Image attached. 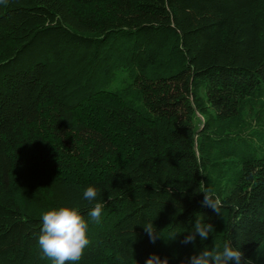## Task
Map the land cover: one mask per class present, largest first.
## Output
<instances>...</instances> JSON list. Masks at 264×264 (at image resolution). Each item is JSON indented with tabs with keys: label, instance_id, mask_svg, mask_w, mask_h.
Returning <instances> with one entry per match:
<instances>
[{
	"label": "trees",
	"instance_id": "1",
	"mask_svg": "<svg viewBox=\"0 0 264 264\" xmlns=\"http://www.w3.org/2000/svg\"><path fill=\"white\" fill-rule=\"evenodd\" d=\"M64 205L89 220L75 264H182L225 240L264 264V0L0 4V264H52L41 214ZM197 219L215 230L186 245Z\"/></svg>",
	"mask_w": 264,
	"mask_h": 264
},
{
	"label": "clouds",
	"instance_id": "2",
	"mask_svg": "<svg viewBox=\"0 0 264 264\" xmlns=\"http://www.w3.org/2000/svg\"><path fill=\"white\" fill-rule=\"evenodd\" d=\"M8 0H0V4L7 5ZM197 191V190H196ZM204 198L202 206L211 208L217 215H222V203L219 196L212 189H201ZM100 192L96 186H88L83 192V199L88 201L90 208L88 217L91 221L99 222L101 213L105 207L104 202L98 199ZM111 198V197H109ZM42 227L38 237V245L43 254L52 261V264H75L82 259L85 249L90 244L88 236L89 220L82 214L78 206L64 205L51 207L41 214ZM144 231L152 242L159 236V232L152 221L143 223ZM215 230L213 224L204 223L197 219L193 230L184 238V244H193L196 238L207 240ZM254 264L251 257H246L242 245L237 241L225 240L221 245L215 242V246L209 250L204 248L199 254L182 261V264ZM147 264H152L150 257ZM163 264H168L165 257Z\"/></svg>",
	"mask_w": 264,
	"mask_h": 264
}]
</instances>
